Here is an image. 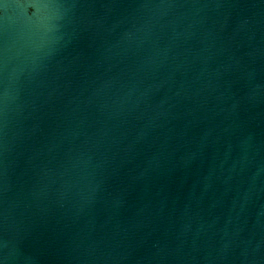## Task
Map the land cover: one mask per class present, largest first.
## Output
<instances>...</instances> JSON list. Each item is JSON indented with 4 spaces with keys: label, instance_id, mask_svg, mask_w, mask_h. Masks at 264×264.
Here are the masks:
<instances>
[{
    "label": "water",
    "instance_id": "obj_1",
    "mask_svg": "<svg viewBox=\"0 0 264 264\" xmlns=\"http://www.w3.org/2000/svg\"><path fill=\"white\" fill-rule=\"evenodd\" d=\"M2 264H264V0H0Z\"/></svg>",
    "mask_w": 264,
    "mask_h": 264
},
{
    "label": "clouds",
    "instance_id": "obj_2",
    "mask_svg": "<svg viewBox=\"0 0 264 264\" xmlns=\"http://www.w3.org/2000/svg\"><path fill=\"white\" fill-rule=\"evenodd\" d=\"M0 264H2V262H0Z\"/></svg>",
    "mask_w": 264,
    "mask_h": 264
}]
</instances>
